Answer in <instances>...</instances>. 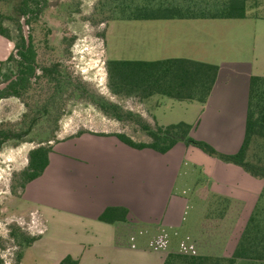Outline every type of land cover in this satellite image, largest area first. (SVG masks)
Returning <instances> with one entry per match:
<instances>
[{
	"label": "crops",
	"instance_id": "obj_1",
	"mask_svg": "<svg viewBox=\"0 0 264 264\" xmlns=\"http://www.w3.org/2000/svg\"><path fill=\"white\" fill-rule=\"evenodd\" d=\"M263 11L264 4L259 0L244 20L149 21L164 22L159 25L155 41L163 53H170L162 56V60L189 59L217 65L219 74L205 105L173 101L184 110L182 120L172 122L151 114L148 121L160 126L189 124L194 139L210 144L220 153L236 154L245 138L250 79L264 77ZM15 53V44L0 36V67ZM80 132L81 135L73 133L61 142L90 138L104 145L112 141L117 153L84 156L86 166L82 169L60 164L56 170L50 155L44 174L30 183L23 195L25 205L39 211L47 227L29 249L31 252L37 255L44 251L49 264H59L67 256L79 264H163L169 252L192 248V243L202 240L200 231L207 214L220 209V198H227L232 209L237 210V220L230 221L234 229L220 254L214 251L219 249V237H223L219 229L212 237L214 244H204L202 248L211 251L209 254L232 255L237 246L233 239H239L241 234L236 237L237 231L247 225L264 190L263 180L183 143L164 155L155 151L130 154L115 136L121 132L92 129ZM176 149L178 153L173 155ZM188 162L193 168L201 167L208 179L206 186L195 190V197L175 192L179 173ZM49 171L52 172L46 177ZM38 180L45 183L37 185ZM110 207L126 208L130 224L120 229L100 222L99 217ZM192 209L198 211V221L187 223L186 216ZM56 219L57 227L53 224ZM67 225L73 232L72 241L55 242V235L65 231ZM148 232L154 238L161 236L160 242L166 240L167 232L170 240L166 246L161 243L147 246L143 243L147 242ZM130 242H137L136 246ZM237 264L264 262L240 260Z\"/></svg>",
	"mask_w": 264,
	"mask_h": 264
},
{
	"label": "trees",
	"instance_id": "obj_2",
	"mask_svg": "<svg viewBox=\"0 0 264 264\" xmlns=\"http://www.w3.org/2000/svg\"><path fill=\"white\" fill-rule=\"evenodd\" d=\"M258 1L99 0L95 7L94 22L105 24L113 21L244 20L248 17L249 10L257 6ZM46 8L47 0H0V36L15 43L17 50V55H11L1 64L0 85L15 79L0 92V101L9 97L23 99L30 91L33 80L37 77L36 71L39 69L43 74L40 79H44L55 89L50 99L38 98L34 100L33 106L26 104L29 112L19 123L13 127L0 128V148L10 140L23 141L40 126L43 119L48 118L51 123V107L56 108L55 103L62 100L65 91L68 94L74 90L81 96L86 94L90 104L104 116L135 126L137 132L147 139L146 141H136L134 136L125 133L115 135L132 149H149L164 155L177 144L183 143L223 163L236 165L252 177L264 181L263 76H252L249 82L245 138L242 147L236 154H223L210 144L194 139L191 136L193 128L189 124L181 122L160 126L151 123L144 116L125 110L122 106L91 91L80 81L75 83L72 78H64L60 64L40 66L33 36L30 32L29 44H27L21 21L27 19V25L31 26ZM8 24H13L15 27L16 37ZM52 34L55 32L51 28L50 35ZM50 40L53 42L55 39ZM106 71L108 89L115 97L136 98L144 103L155 96H162L176 102L205 105L216 85L219 66L189 59L109 60L106 63ZM57 128L48 130L54 135ZM77 135H81V132ZM53 151L54 147L50 145V140H47L40 142L29 152L27 167L15 176L18 187L23 193L30 183L44 174L50 164V155ZM219 201L220 209H213L207 214L200 232L203 241L214 244L212 237L219 229L224 237L219 238L220 247V239H225L226 244V239L234 229V223L230 221L237 220V210L232 209L229 199L220 198ZM99 221L123 229L124 225L130 224L129 211L126 208L110 207L101 214ZM9 236L16 245L15 258L19 263L23 260L26 251L41 238V236L28 235L19 226H12ZM240 260L264 262V190L231 256L173 251L167 254L163 264H237ZM0 264H5L1 256ZM59 264H79V261L67 256Z\"/></svg>",
	"mask_w": 264,
	"mask_h": 264
},
{
	"label": "rangeland",
	"instance_id": "obj_3",
	"mask_svg": "<svg viewBox=\"0 0 264 264\" xmlns=\"http://www.w3.org/2000/svg\"><path fill=\"white\" fill-rule=\"evenodd\" d=\"M261 1L264 4V0ZM98 2L99 0H47V8L38 19L31 23V26L27 25V19H22L33 36L39 65L60 64L64 78H72L75 83L80 81L91 91L122 106L125 110L144 116L147 120H151V114L158 118L166 117L172 122L182 120L184 116L181 113L184 112L180 108L182 106L168 98L155 96L143 103L136 98H120L110 93L106 71V63L109 60L156 61L162 60V56L170 55V53H163V50L155 43L159 25L164 22L113 21L96 24L94 12ZM8 25L12 27L14 37H16L15 27L13 24ZM51 28L55 34L50 35ZM51 38L55 40L52 42ZM42 76V71L39 69L30 91L24 95L23 99L9 97L0 101V128L13 127L23 120V116L29 112L26 104L33 106L34 100L38 98L50 99L55 91L54 86L40 79ZM64 95L61 101L58 100V103H55L56 108L51 107V123L48 118L43 119L40 126L23 141L10 140L0 148V256L5 264H49L44 251H39L36 255L30 250L26 251L23 260L19 263L15 258L16 245L9 236L12 226L21 227L32 237L42 236L47 228L41 213L25 205L24 193L15 180V176L27 167L29 152L40 142L50 140V145L54 147L51 156L52 167L56 170L60 164L71 169L74 167L82 169L86 166L83 161L84 156L97 153H117L112 141L104 145L90 138L85 140L72 138L61 142L62 139L71 138L73 133L77 134L83 129L118 131L134 136L136 141L147 140L140 132H137L134 125L120 123L104 116L90 104L86 94L81 96L72 90L68 94L65 91ZM55 127L58 128L53 135L48 129ZM123 147L130 154L155 153L152 150L139 151L127 148V146ZM177 153L178 149L174 150L173 155ZM51 172L49 171L46 177H49ZM43 181L38 180L37 185L45 183ZM206 182L208 179L201 167L193 168L190 162L184 163L178 176L175 192L195 197V190L206 186ZM196 212L198 211L195 209L188 211L187 223L198 221ZM58 220L56 219L53 224ZM195 223L198 225L199 222ZM54 226L57 227V224ZM243 226L237 231L236 237L240 236ZM64 228L65 231L59 232L53 238L54 240L57 238L55 242L59 241L58 239L63 243L66 240L72 241L73 232L68 230V225ZM169 237L170 235L166 232V240L160 242L158 239L161 240V236L154 238L152 233L148 232L145 238L147 242L143 244L157 246L161 243L162 246H166L167 240H170ZM173 239L177 241L175 236ZM233 241L237 244L239 239H233ZM130 243L136 246L137 242ZM192 244V248L186 247L184 250L200 254L211 252L199 247L208 244L203 240ZM224 244L225 239H220L219 249L214 250L216 254L223 251ZM53 249L49 253L55 251L56 247Z\"/></svg>",
	"mask_w": 264,
	"mask_h": 264
},
{
	"label": "water",
	"instance_id": "obj_4",
	"mask_svg": "<svg viewBox=\"0 0 264 264\" xmlns=\"http://www.w3.org/2000/svg\"><path fill=\"white\" fill-rule=\"evenodd\" d=\"M22 25H23V31H24V36L26 39L27 44H29V28L28 26L25 24V21H22ZM11 83V81L7 82V83H3L0 85V92L3 91L4 89L7 88V86Z\"/></svg>",
	"mask_w": 264,
	"mask_h": 264
},
{
	"label": "flooded vegetation",
	"instance_id": "obj_5",
	"mask_svg": "<svg viewBox=\"0 0 264 264\" xmlns=\"http://www.w3.org/2000/svg\"><path fill=\"white\" fill-rule=\"evenodd\" d=\"M14 55H17V50H16V53ZM36 74H37V71H36ZM15 78H13L12 80H10L11 82L14 80ZM9 82V81H8ZM8 87V86H7ZM5 90V89H4ZM3 100V99H2Z\"/></svg>",
	"mask_w": 264,
	"mask_h": 264
}]
</instances>
